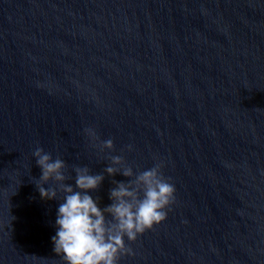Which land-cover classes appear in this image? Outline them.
Wrapping results in <instances>:
<instances>
[{
  "label": "water",
  "instance_id": "water-1",
  "mask_svg": "<svg viewBox=\"0 0 264 264\" xmlns=\"http://www.w3.org/2000/svg\"><path fill=\"white\" fill-rule=\"evenodd\" d=\"M36 147L103 173L101 209L110 157L162 165L175 202L118 264H264V0H0V264H65Z\"/></svg>",
  "mask_w": 264,
  "mask_h": 264
},
{
  "label": "clouds",
  "instance_id": "clouds-1",
  "mask_svg": "<svg viewBox=\"0 0 264 264\" xmlns=\"http://www.w3.org/2000/svg\"><path fill=\"white\" fill-rule=\"evenodd\" d=\"M85 133L93 141L99 140L95 130L86 128ZM99 147L101 151L112 150L114 144L108 139ZM33 156L42 172L36 184L41 198L52 200L63 194L55 221L57 232L51 239L53 251L65 264H118L122 255L134 254L126 246L125 237L135 242L139 235L164 221L166 209L175 202V187L163 175L161 164L136 174L122 156L110 157L111 164L104 172L109 176L120 173L129 180L113 181L116 187L109 191L112 203L101 209L98 198L93 199L88 192L100 187L103 173L93 175L87 166H73L74 187L66 183L71 176L66 174L64 160L53 159L42 147H36ZM50 181L56 186L45 188L43 185Z\"/></svg>",
  "mask_w": 264,
  "mask_h": 264
}]
</instances>
